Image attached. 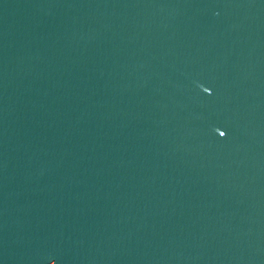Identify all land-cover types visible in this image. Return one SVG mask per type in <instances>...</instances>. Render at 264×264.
Instances as JSON below:
<instances>
[{
  "label": "water",
  "instance_id": "obj_1",
  "mask_svg": "<svg viewBox=\"0 0 264 264\" xmlns=\"http://www.w3.org/2000/svg\"><path fill=\"white\" fill-rule=\"evenodd\" d=\"M53 261L264 264V0H0V264Z\"/></svg>",
  "mask_w": 264,
  "mask_h": 264
},
{
  "label": "snow or ice",
  "instance_id": "obj_2",
  "mask_svg": "<svg viewBox=\"0 0 264 264\" xmlns=\"http://www.w3.org/2000/svg\"><path fill=\"white\" fill-rule=\"evenodd\" d=\"M203 91L207 93V92L209 91V89H208V88H204ZM224 134H225V133H224L223 131H220V132H219V135H220L221 137H223ZM53 264H54V261H53Z\"/></svg>",
  "mask_w": 264,
  "mask_h": 264
}]
</instances>
